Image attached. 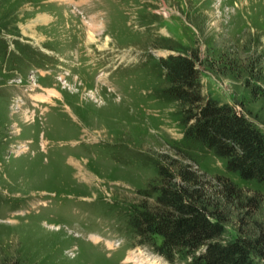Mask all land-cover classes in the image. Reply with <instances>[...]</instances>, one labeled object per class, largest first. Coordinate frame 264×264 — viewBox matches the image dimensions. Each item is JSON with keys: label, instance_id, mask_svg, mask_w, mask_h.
I'll use <instances>...</instances> for the list:
<instances>
[{"label": "rangeland", "instance_id": "1", "mask_svg": "<svg viewBox=\"0 0 264 264\" xmlns=\"http://www.w3.org/2000/svg\"><path fill=\"white\" fill-rule=\"evenodd\" d=\"M183 52L202 94L264 133V0H0V261L189 264L130 225L155 206L159 167L183 185L190 165L230 237L264 224V203L225 205L216 177L244 198L264 183L186 139L162 65Z\"/></svg>", "mask_w": 264, "mask_h": 264}, {"label": "trees", "instance_id": "2", "mask_svg": "<svg viewBox=\"0 0 264 264\" xmlns=\"http://www.w3.org/2000/svg\"><path fill=\"white\" fill-rule=\"evenodd\" d=\"M195 58L183 52L162 60L169 95L181 110L186 139L225 159L228 172L264 183V133L236 106L202 94ZM158 171L162 185L154 188L155 206H144L130 218L141 243L155 247L171 263L178 257L191 259L189 264H264V224L256 220L255 234L232 238L229 216L208 202L206 190L190 165L181 170L183 185L175 181L170 170L159 167ZM216 179L225 205L254 212L261 209L263 193L244 198V190L229 178ZM158 237L163 239L160 246L154 241ZM8 262L5 259L0 264Z\"/></svg>", "mask_w": 264, "mask_h": 264}, {"label": "bare ground", "instance_id": "3", "mask_svg": "<svg viewBox=\"0 0 264 264\" xmlns=\"http://www.w3.org/2000/svg\"><path fill=\"white\" fill-rule=\"evenodd\" d=\"M54 230H59V228H55V227H54ZM129 261H131V260L129 259Z\"/></svg>", "mask_w": 264, "mask_h": 264}]
</instances>
